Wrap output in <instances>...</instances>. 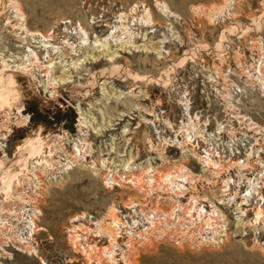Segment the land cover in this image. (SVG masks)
I'll list each match as a JSON object with an SVG mask.
<instances>
[{
  "label": "rangeland",
  "instance_id": "374dc122",
  "mask_svg": "<svg viewBox=\"0 0 264 264\" xmlns=\"http://www.w3.org/2000/svg\"><path fill=\"white\" fill-rule=\"evenodd\" d=\"M0 264H264V0H0Z\"/></svg>",
  "mask_w": 264,
  "mask_h": 264
},
{
  "label": "bare ground",
  "instance_id": "6f19581e",
  "mask_svg": "<svg viewBox=\"0 0 264 264\" xmlns=\"http://www.w3.org/2000/svg\"><path fill=\"white\" fill-rule=\"evenodd\" d=\"M15 185H16V184H15ZM116 220H117V219H116ZM34 227H35V226H34ZM129 246H130L132 249H134V245H131V244H130Z\"/></svg>",
  "mask_w": 264,
  "mask_h": 264
}]
</instances>
